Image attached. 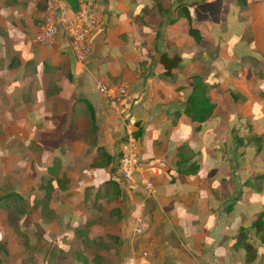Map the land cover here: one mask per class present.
Wrapping results in <instances>:
<instances>
[{
	"label": "crops",
	"instance_id": "1",
	"mask_svg": "<svg viewBox=\"0 0 264 264\" xmlns=\"http://www.w3.org/2000/svg\"><path fill=\"white\" fill-rule=\"evenodd\" d=\"M47 1L0 0L3 264H264V0H88L85 62L63 34L33 40ZM193 75L213 104L203 122L184 111ZM97 78L128 83L117 113ZM130 132L135 183L116 171Z\"/></svg>",
	"mask_w": 264,
	"mask_h": 264
},
{
	"label": "built area",
	"instance_id": "2",
	"mask_svg": "<svg viewBox=\"0 0 264 264\" xmlns=\"http://www.w3.org/2000/svg\"><path fill=\"white\" fill-rule=\"evenodd\" d=\"M99 23V6L88 0H80L76 9L69 7L63 0H48L42 15L39 30L33 40L39 44H53L58 36L63 34L69 41L71 50L81 62L87 61L91 56L90 36ZM96 89L102 94L115 113L119 104L129 96L127 82L108 84L102 78L95 81ZM140 144L133 133H128L120 142L119 154L116 160V171L120 180L125 183H135V173L142 172L145 167L140 161ZM155 173L154 167H148ZM146 197H154L156 188L151 178H141ZM132 231L135 236L144 234L149 226V219L143 210L131 218ZM142 255L146 256L148 250L143 248Z\"/></svg>",
	"mask_w": 264,
	"mask_h": 264
},
{
	"label": "trees",
	"instance_id": "3",
	"mask_svg": "<svg viewBox=\"0 0 264 264\" xmlns=\"http://www.w3.org/2000/svg\"><path fill=\"white\" fill-rule=\"evenodd\" d=\"M66 1L71 7L75 9L78 8L79 6V0H66ZM192 78L194 84L192 86V90L189 95V98L187 99L184 111L193 121L203 122L212 114L213 104L209 101V99L206 96V84L203 78L199 75H193ZM11 193H15V192L12 191L8 192L6 195L1 196L0 200L9 198L11 196L10 195ZM49 196L50 194L48 193L47 190L46 199H49ZM260 220L261 219H259V223H264Z\"/></svg>",
	"mask_w": 264,
	"mask_h": 264
},
{
	"label": "rangeland",
	"instance_id": "4",
	"mask_svg": "<svg viewBox=\"0 0 264 264\" xmlns=\"http://www.w3.org/2000/svg\"><path fill=\"white\" fill-rule=\"evenodd\" d=\"M12 204H13V206L15 205L14 201ZM12 204L6 205V206H8L6 208V211H7V220L14 227V225H16L17 215H16V211L14 210V207L11 206ZM5 252H6L5 248L0 245V255L3 256L2 258H0V264H3L5 262V260L6 261L8 260L7 258H5V256L7 255V253H5ZM11 261H15V260L11 259Z\"/></svg>",
	"mask_w": 264,
	"mask_h": 264
}]
</instances>
